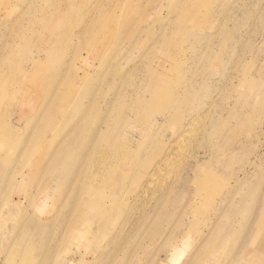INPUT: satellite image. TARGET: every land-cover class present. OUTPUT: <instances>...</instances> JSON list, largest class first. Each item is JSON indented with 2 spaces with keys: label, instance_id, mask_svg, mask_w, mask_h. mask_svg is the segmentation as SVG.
<instances>
[{
  "label": "rangeland",
  "instance_id": "obj_1",
  "mask_svg": "<svg viewBox=\"0 0 264 264\" xmlns=\"http://www.w3.org/2000/svg\"><path fill=\"white\" fill-rule=\"evenodd\" d=\"M0 264H264V0H0Z\"/></svg>",
  "mask_w": 264,
  "mask_h": 264
},
{
  "label": "bare ground",
  "instance_id": "obj_2",
  "mask_svg": "<svg viewBox=\"0 0 264 264\" xmlns=\"http://www.w3.org/2000/svg\"><path fill=\"white\" fill-rule=\"evenodd\" d=\"M198 122H199V119H197V118L193 119L192 122H190L188 124V126L186 128V133L185 134L186 135H189L190 133L191 134H194L192 131L194 129V125H196V123H198ZM191 137H193V135H191ZM187 150H188V152L192 151V147H189ZM180 153H181V151H180ZM183 161H184L183 158L180 157V155L178 154V152L176 151V149L175 148L174 149H171V153L168 154L165 157V159L161 163H159L155 167V169L151 172L152 180L149 181V187H151L152 184L155 182V180H158L157 178H159L160 175L164 174V172H167V173L169 172V177H170V175H171L170 174V171H171V169L173 167H176L177 170H178V172H180L182 170ZM176 168H175L174 172L177 171ZM171 172H173V171H171ZM167 173H166V175L168 177V174ZM165 179H167V178H165ZM160 180L159 181H156V183L159 184L161 182ZM111 222H112V217H111V219H109V217H107V221H106L105 225L110 224Z\"/></svg>",
  "mask_w": 264,
  "mask_h": 264
}]
</instances>
